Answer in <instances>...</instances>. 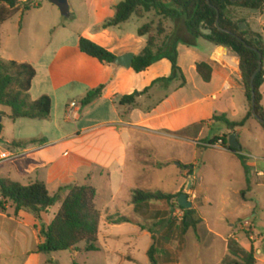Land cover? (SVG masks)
Wrapping results in <instances>:
<instances>
[{"label":"crops","instance_id":"0c3cea01","mask_svg":"<svg viewBox=\"0 0 264 264\" xmlns=\"http://www.w3.org/2000/svg\"><path fill=\"white\" fill-rule=\"evenodd\" d=\"M39 1V7L25 13L22 10L26 4L20 1L19 12L2 25L0 54L5 44L4 61L34 67L37 76L30 91L31 101L48 96L53 108L48 120L28 119L40 123L34 124L39 127L35 135L8 143L9 147H13L14 142L28 145L13 147L21 154L19 159L13 161L17 166L16 174L8 173L0 180H11L23 186L42 181L51 196L61 189H64L65 196L74 185H88L96 188L98 198L99 189L94 183L103 184L105 188L107 185L110 197L99 210V247L101 251L109 250L111 243L131 236L135 240H129L126 245L130 247L128 257L134 262H129L142 264L134 253L141 251L139 244L144 240L147 243L143 252L148 258L147 253L154 242L149 230L143 231L145 224L165 221L167 231L176 227L179 232V222L173 219L179 200L155 201L139 206L132 203L135 191H152L147 189L150 184L148 174L152 169L166 172L173 184L170 193L153 192L183 193L198 212L195 195L199 196L200 207H204L203 198L197 193L198 185H202L204 179L201 177L198 180L197 174H217L221 171L218 163L199 162V149L220 150L231 155L240 163L247 183L254 172L259 177L263 176L261 171H257L255 163H243L225 148L207 146L210 140L227 134H238V140L240 130L256 120L251 119L235 133L230 132L225 123L214 120L215 117H225L230 122H240L249 112L240 59L229 49L217 47L203 39L196 40L194 46L180 44L178 66L182 75H177L167 85H154L155 81L172 76V64L168 59H161L147 71L136 73L132 68L103 65L83 54L79 48L80 38H86L116 57L128 53L139 55L147 46L148 37L140 36L139 30L147 25L148 14L144 17L133 16L122 25L107 28L105 25L114 19L116 7L123 0H81L76 8L85 9L83 14L91 20L86 27L73 28L63 22L60 10H45L41 6L42 0ZM67 2L70 16L75 15L72 0ZM242 20L264 38V14L252 11L249 17ZM78 21L75 19V22ZM48 35L51 43L46 45ZM199 63H206L212 68L209 83L197 72ZM101 85H106L103 95L90 104H83L87 94ZM146 89L149 91L139 96L134 105H121L124 96ZM261 92L264 107V86ZM73 103L77 104L75 110L79 114L76 121L67 117ZM214 129H217L214 137H205L206 131ZM147 140L157 145L153 146ZM33 141L35 143L31 144ZM168 144L171 146L166 149ZM241 147L242 154L250 157L243 144ZM246 192L242 194L244 201ZM0 201H3L2 197ZM4 202L6 211L0 212V257L16 255L25 236L37 239L38 247L41 224H51L60 209V204L56 205L48 214L43 213L39 221L27 211L16 214L12 202ZM199 216L202 218L200 212ZM118 217H126L129 223H109V218ZM167 220L175 221L176 225L168 224ZM202 220L197 231L190 230L184 237L180 235L181 257L186 259V264H222L229 255V242L234 240L238 244V239L233 233L225 235L214 230ZM124 226H132L133 229L123 235L113 233L116 228L124 229ZM36 250L26 254L25 264H41V254L35 253ZM166 253L161 251V254ZM116 254L121 262L125 253ZM181 257L175 261L167 258V264H182ZM148 261L146 264H151L149 258Z\"/></svg>","mask_w":264,"mask_h":264},{"label":"trees","instance_id":"16d2710c","mask_svg":"<svg viewBox=\"0 0 264 264\" xmlns=\"http://www.w3.org/2000/svg\"><path fill=\"white\" fill-rule=\"evenodd\" d=\"M52 4L59 7L64 17L70 16L69 5L64 4L62 0H50ZM20 0H0V31L4 23L12 19L19 12ZM32 7L25 5L22 12L31 10ZM233 9H244L258 11L264 14V0H123L116 7L114 19L108 22L105 27H116L128 22L133 16L144 17L147 13L155 14L164 19L178 21L183 19L185 31L192 38V41L185 40L179 35L174 34L163 42L162 46L157 45V38L152 33L150 25H145L139 30L140 36H147V46L141 54L134 58L132 69L136 73L147 71L154 63L161 59H168L172 64V76L162 78L154 82L155 84H168L177 75H182L178 66V46H194L198 39H203L217 47L229 49L240 59V70L243 76V84L246 89V97L249 104V112L240 122H230L225 117H215L214 120L226 124L229 131L235 133L236 129L243 128L251 119H255L252 114V91L251 82L254 74L259 69L260 54L263 56V67L261 72L255 78L254 86L256 90V113L264 120L263 95L261 92L264 86V38L262 34L249 29L246 32L240 31V23H246L245 20L236 19ZM218 14L220 16V29L216 27ZM210 29L212 35L205 36L201 29ZM162 26L159 28V34H163ZM249 47L253 48L250 49ZM79 48L83 54L97 59L101 64L115 65L116 56L86 38H80ZM197 72L202 79L209 83L212 79V68L206 63L197 64ZM37 76L33 66L29 64H19L14 61H4L0 58V106L8 108L9 114L0 113V117L9 118L12 121L18 119L30 120H48L51 117L53 103L50 97L44 96L37 101H31L30 91L32 83ZM185 82V80L183 81ZM106 85L90 91L87 94L83 104H90L100 98ZM135 92L132 95L121 98V105H134L139 96L147 93ZM264 128V125H262ZM3 130L0 123V133ZM231 134L224 135L222 138H214L207 143L208 147L216 146L219 141L223 142V148L235 154L239 160L245 163V156L242 154L243 148L231 150L228 140ZM35 143L34 141L31 144ZM28 143L14 142L15 148H22ZM250 191V182H248ZM64 189H61L55 196H51L47 185L42 181L23 186L20 183L11 180H0V212L6 211L4 201L12 202L15 213L27 211L35 219L41 221L42 214H48L51 209L60 204V209L54 220L48 226L42 227L40 232V244L35 253L51 254L64 251L74 252H100L98 244L99 226L101 213L96 205L97 190L88 185H74L68 189L64 196ZM183 193L176 195L165 194L162 192L137 190L133 194L132 203L135 206L155 202L178 201ZM244 195V193H243ZM178 205L175 204V206ZM184 216L179 222V232L184 237L190 230L197 231L203 223L202 218L196 208L185 209ZM111 225H121L129 223L126 217L109 218ZM165 221L158 223L163 227ZM168 224H173L167 220ZM146 231V228H142ZM153 235V230H149ZM182 242V240H181ZM84 248H81V246ZM264 254V242L262 248ZM160 251L155 244L149 249L147 255L151 264L158 263V254ZM134 262V260H131ZM256 251L251 248L248 252L242 250L236 241L229 242V255L222 264H258Z\"/></svg>","mask_w":264,"mask_h":264},{"label":"rangeland","instance_id":"374dc122","mask_svg":"<svg viewBox=\"0 0 264 264\" xmlns=\"http://www.w3.org/2000/svg\"><path fill=\"white\" fill-rule=\"evenodd\" d=\"M81 0H72L73 8L76 9V13L73 16L64 17L59 7H54L50 0H42L41 6L45 10H54V12H61V18L63 22L68 25H72L73 28H83L89 25L91 18L84 15L85 9L76 8L81 4ZM236 19L242 20L249 17L252 11H246L242 9H233ZM33 14V13H32ZM148 14V25L152 28V33L157 38V45L162 46L166 38L177 34L181 38L192 41V38L186 33L183 19L173 21L171 19H164L155 14V12ZM246 15V17H245ZM78 19V22H75ZM136 21L137 19L134 18ZM250 20V19H249ZM21 25H23L21 23ZM253 25V24H252ZM162 26L164 29L163 34H159V28ZM47 43H51L50 36H47ZM3 52L0 54V58L3 60L5 53V44L3 45ZM0 113L9 114L10 110L0 106ZM40 124L38 122H32L28 119H18L12 121L5 117L2 123L3 132L0 134V147L3 149L9 148V142L15 140L19 141L24 137L35 135L38 132ZM238 141L243 144L244 149L250 152V157H246V162H252L256 164L257 171L263 173L262 177H259L256 172L249 177L250 191L248 190V183L244 178L243 169L238 161L231 155L224 153L220 150L214 149H199L198 161L199 162H214L221 165V171L217 174L208 173L205 175L203 172L197 174L198 180L202 177L204 179L202 185H198L197 193L203 198L204 207L199 205V196L195 195V205L199 207V212L202 218L216 231L225 235L229 233L235 234L238 239V245L242 250L248 252L251 248L256 251L258 258V264H264V256L262 255V248L264 242V129L262 125L254 120L252 125H249L240 130ZM217 129L213 131H206L205 137L212 138L216 135ZM238 135V134H237ZM149 144L156 146L153 141L147 140ZM162 146V145H161ZM170 144L165 148L169 149ZM205 147V145H203ZM16 163L3 164L0 167V177H7L8 173L12 175L16 174ZM150 178V184L147 189L152 191H164L170 193L172 190V181L164 171H156L154 169L148 174ZM28 184V182H24ZM99 189V195L97 198V206L101 211L104 203L108 202L110 193L107 191L103 184L99 185L94 183ZM197 182L195 181V189ZM246 192V201L243 199V192ZM190 196V194H189ZM194 197V196H193ZM173 219L178 220L177 217ZM109 220V219H108ZM45 224H41V227ZM147 230H153L154 242L157 249L160 251L158 254V263L167 264V258L176 260L182 255V243L180 233L176 227H172L169 231L165 226L160 227L155 221L147 223L144 226ZM133 229L132 226H124V229H118L113 231L115 235H123L125 232H129ZM42 230V228H41ZM41 232V231H40ZM40 239V233H39ZM135 238L131 236L122 237L120 240L111 243L109 250L100 252H74L64 251L51 254H41V264H132L129 260H132L128 256V249L126 245L129 240ZM41 242V240H39ZM147 242L142 240L139 244L141 251L132 252L137 259L142 263H149L146 254L143 252ZM40 244V243H39ZM37 239L25 236L22 242V246L17 249L16 255L8 254L0 257V264H25L27 260L26 254L34 252L37 248ZM22 248V249H21ZM81 248H84L82 245ZM161 251H166V254H161ZM119 252L123 255L122 261H119V257L116 254ZM182 264H186V259L181 257ZM139 264V263H138Z\"/></svg>","mask_w":264,"mask_h":264},{"label":"water","instance_id":"95a60500","mask_svg":"<svg viewBox=\"0 0 264 264\" xmlns=\"http://www.w3.org/2000/svg\"><path fill=\"white\" fill-rule=\"evenodd\" d=\"M64 4H68L67 0H62ZM241 1H245V0H241ZM220 16L218 14V19H217V23H216V27L218 29H220ZM240 31L241 32H246L248 31L250 28L246 23H240ZM201 32L203 35L205 36H210L212 35L213 31L210 29H205L202 28ZM250 49H253L251 47H249ZM227 49V48H226ZM254 50V49H253ZM134 58L135 55L133 53H128L122 56H119L116 58L115 60V65L120 66L122 68L125 69H131L133 66V62H134ZM263 67V56L260 54V61H259V69L258 71L254 74L253 78H252V82H251V91H252V114L254 116V118L256 120H258V122L262 125H264V120L262 118H260L257 113H256V90H255V86H254V82H255V78L257 77V75L261 72ZM0 123H2V118L0 117ZM229 145L231 150H239L241 148V144L238 142L237 140V135L236 134H232L230 136L229 139ZM179 205L182 208L185 209H192L193 208V204L188 200V196L183 194L180 198H179Z\"/></svg>","mask_w":264,"mask_h":264},{"label":"built area","instance_id":"2783aa9c","mask_svg":"<svg viewBox=\"0 0 264 264\" xmlns=\"http://www.w3.org/2000/svg\"><path fill=\"white\" fill-rule=\"evenodd\" d=\"M26 5H29L30 7H39L40 1L39 0H20ZM77 107L76 103H73L71 107L68 110L67 117L70 120L76 121L79 118L78 111L75 110ZM218 148H223V142L219 141V143L215 146ZM21 157V154L16 152L15 148L9 147L8 149H3L0 147V166L9 162H13ZM181 206L178 205L177 212L175 214V217L178 218L179 221L182 220L184 216V211L180 208Z\"/></svg>","mask_w":264,"mask_h":264}]
</instances>
